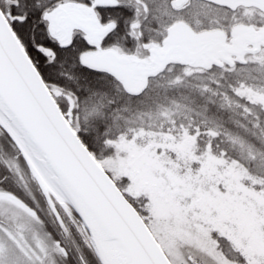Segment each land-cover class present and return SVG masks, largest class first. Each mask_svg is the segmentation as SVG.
I'll return each instance as SVG.
<instances>
[{"label": "snow or ice", "instance_id": "snow-or-ice-1", "mask_svg": "<svg viewBox=\"0 0 264 264\" xmlns=\"http://www.w3.org/2000/svg\"><path fill=\"white\" fill-rule=\"evenodd\" d=\"M0 264H264V0H0Z\"/></svg>", "mask_w": 264, "mask_h": 264}]
</instances>
